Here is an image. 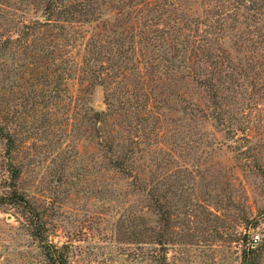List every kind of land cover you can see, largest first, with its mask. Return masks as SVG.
<instances>
[{
    "label": "rangeland",
    "instance_id": "1",
    "mask_svg": "<svg viewBox=\"0 0 264 264\" xmlns=\"http://www.w3.org/2000/svg\"><path fill=\"white\" fill-rule=\"evenodd\" d=\"M28 211L68 264H264V0H0V264H49Z\"/></svg>",
    "mask_w": 264,
    "mask_h": 264
},
{
    "label": "trees",
    "instance_id": "2",
    "mask_svg": "<svg viewBox=\"0 0 264 264\" xmlns=\"http://www.w3.org/2000/svg\"><path fill=\"white\" fill-rule=\"evenodd\" d=\"M46 8H48V9L50 8L49 2L47 4ZM166 13H168V11ZM5 41H7V40H5ZM102 114H103L102 112H100V113L94 112V115H95V117H97L96 119L98 121H100V117L102 116ZM8 142H10V139L8 140ZM11 174H12L11 184L13 185V182L18 178L19 173L16 169H13ZM13 188H14V186H13ZM14 196H16V200L14 203L21 205V206L27 205V201L21 195L14 194ZM28 212H29V214L33 213L31 211H28ZM31 216L32 217L30 219V224L33 226L32 235L41 243V245H43L42 247H43V250L45 252V257L48 260V263L49 264H68L62 250H60L58 248L50 247L44 243L43 225L40 222H38L39 217L35 213H33ZM169 241H170L169 238H164L163 236L160 235L158 244L160 246H163L164 244L169 243ZM258 249H260V247H258V246L254 247V248H249V247L245 246V248L242 250V256H241L242 264H257L256 252Z\"/></svg>",
    "mask_w": 264,
    "mask_h": 264
},
{
    "label": "built area",
    "instance_id": "3",
    "mask_svg": "<svg viewBox=\"0 0 264 264\" xmlns=\"http://www.w3.org/2000/svg\"><path fill=\"white\" fill-rule=\"evenodd\" d=\"M260 242V237L259 234L257 233H252V235L249 237L247 247L249 248H254L256 244Z\"/></svg>",
    "mask_w": 264,
    "mask_h": 264
}]
</instances>
